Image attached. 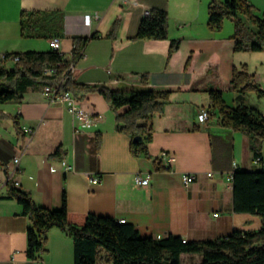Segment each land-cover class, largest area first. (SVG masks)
Instances as JSON below:
<instances>
[{"label": "crops", "instance_id": "crops-1", "mask_svg": "<svg viewBox=\"0 0 264 264\" xmlns=\"http://www.w3.org/2000/svg\"><path fill=\"white\" fill-rule=\"evenodd\" d=\"M247 1L259 7L256 0ZM210 2L0 0V54L50 50V37L21 34V13L61 12L65 19L59 51L65 60L71 59L74 36L98 34L73 64L74 81L127 92L170 91L163 112L150 122L149 156L131 154L130 137L117 130L116 112L97 91L78 100L96 115L79 132H75L76 122L66 104L44 95L45 84L29 87L20 101L0 103V264L74 263L73 239L58 227L49 230L41 257H28L31 220L23 214L22 205L8 197L9 180L38 205L60 208L65 192L69 209L125 219L140 236L172 234L189 241L207 240L262 227V216L234 210L233 182L228 180L231 171L260 169L253 161L250 136L220 125L217 109L211 108V119L205 123L197 114L202 107L210 108V89L221 90L227 104H238L237 92L231 88L234 67L246 65L264 89V50L235 51V24L230 19L224 20L222 29L211 30ZM152 8L167 11L168 37L132 39L144 10ZM115 21V35L109 37ZM172 39H179L180 45L169 57ZM11 61L3 65L11 68ZM243 103L264 114V95L248 92ZM27 127L33 129L32 134L25 131ZM256 145L264 155V140ZM58 148L72 170L53 156ZM163 151L174 159L162 158ZM137 173L149 176V183L137 185ZM184 173L195 174L194 181L185 184ZM93 176L100 181L93 183ZM201 259L199 253L181 254V264H200Z\"/></svg>", "mask_w": 264, "mask_h": 264}, {"label": "trees", "instance_id": "trees-1", "mask_svg": "<svg viewBox=\"0 0 264 264\" xmlns=\"http://www.w3.org/2000/svg\"><path fill=\"white\" fill-rule=\"evenodd\" d=\"M208 13L211 30L222 29L225 19L234 22L235 51L264 50V14L257 15L247 0H211ZM64 19L61 12L23 10L21 34L25 37L60 38L63 36ZM168 20L166 10L152 8L149 15L143 16L136 34L131 38L165 39L168 37ZM116 27L117 21L107 34L109 37H114ZM97 35L74 36L70 61L53 48L48 51L6 53L8 59L0 60V103L20 101L23 92L37 84L54 85L71 92L77 100L88 92L97 91L116 112L117 130L130 137L131 154L149 156L148 143L152 138L150 122L156 114L163 112L170 91L127 92L105 84L74 81L70 65L83 56L87 42ZM179 45V39L171 40L169 57ZM14 55L19 56V60L11 68H6L3 63ZM49 70L54 73L49 75ZM63 78L64 81H61ZM231 88L237 92L238 104H227L221 90L210 89V109L218 110L220 125L247 133L254 155H262L256 144L264 140V114L243 103V99L251 91L264 95V89L253 80V74L248 72L246 65L242 69L233 68ZM121 108L125 109L120 111ZM138 135L141 140H134ZM99 143L100 135L96 137V146ZM53 156L64 159L61 148ZM259 168L233 172V205L236 212L253 213L264 219V165ZM8 188V197L15 198L22 205L23 214L31 220L27 231V255L31 259L41 257L46 250L49 230L58 227L73 239V264H181L182 253L201 254L200 264H264V223L257 230H235L226 237L207 240L184 241L181 236L172 234L161 238L140 236L132 223L69 209L65 192L60 208H48L38 205L27 191L18 188L12 180L8 181Z\"/></svg>", "mask_w": 264, "mask_h": 264}, {"label": "built area", "instance_id": "built-area-1", "mask_svg": "<svg viewBox=\"0 0 264 264\" xmlns=\"http://www.w3.org/2000/svg\"><path fill=\"white\" fill-rule=\"evenodd\" d=\"M150 14V10L149 9H145L144 10V15H149ZM96 17H98V15L96 14ZM50 47L53 49H57L59 50L60 47V41L59 38L57 37H53L50 39L49 41ZM6 53L0 54V60H4L6 59ZM10 59H13V61H18L19 60V56L14 55L12 57H9ZM8 59V58H7ZM73 64L70 65V69L72 70ZM110 71V70H109ZM49 74L54 73V71L49 70L48 71ZM65 78H63L61 81H64ZM43 93L44 95L52 100H60L63 101L66 106L68 111L73 115L74 119H75V132H79L81 131L85 126H89L91 125L95 118L96 115L88 110H86L85 108H83L79 101L73 96V94L69 91H65V90H60L58 87H55L54 85H50V84H46L43 87ZM212 116V111L210 108L208 107H202L200 108V110L198 111L197 117L198 120L200 122H207L211 119ZM26 132H28L29 134L33 133V129L30 127H27L25 129ZM162 158H167L169 160H173L174 156L171 155L168 152H161L160 155ZM254 163L257 166H263L264 165V155H258V156H254ZM14 162L17 163L19 162V157H16L14 159ZM62 164L64 165L66 170H72L73 166L70 165L65 159L62 160ZM212 172H209L208 175L211 176ZM232 177H233V171H231L228 175V180L232 181ZM195 179V174L193 173H184L183 174V181L185 184H189L192 181H194ZM100 181V178L98 176H93L92 178V182L93 183H97ZM135 183L137 185H147L149 183V176L143 177L141 174H136L135 175ZM120 222H125V219H119ZM184 241H186L185 238H183Z\"/></svg>", "mask_w": 264, "mask_h": 264}, {"label": "rangeland", "instance_id": "rangeland-1", "mask_svg": "<svg viewBox=\"0 0 264 264\" xmlns=\"http://www.w3.org/2000/svg\"><path fill=\"white\" fill-rule=\"evenodd\" d=\"M258 3V6L259 7H255L254 8V12L257 14V15H263L264 14V0H256ZM9 61H11L10 59H9ZM9 63H15L14 61H11V62H9ZM227 96H229V95H227ZM201 255V254H200ZM202 260V259H201ZM200 263H201V261H200Z\"/></svg>", "mask_w": 264, "mask_h": 264}, {"label": "water", "instance_id": "water-1", "mask_svg": "<svg viewBox=\"0 0 264 264\" xmlns=\"http://www.w3.org/2000/svg\"><path fill=\"white\" fill-rule=\"evenodd\" d=\"M134 140H136V141L141 140V136L138 135V136L134 137Z\"/></svg>", "mask_w": 264, "mask_h": 264}]
</instances>
